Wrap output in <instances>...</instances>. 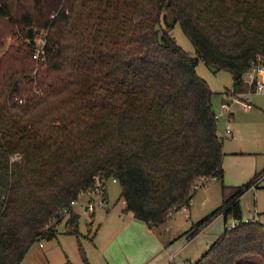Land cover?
Here are the masks:
<instances>
[{
	"label": "trees",
	"instance_id": "trees-1",
	"mask_svg": "<svg viewBox=\"0 0 264 264\" xmlns=\"http://www.w3.org/2000/svg\"><path fill=\"white\" fill-rule=\"evenodd\" d=\"M165 9L194 54L172 23L162 27ZM42 30L36 61L31 39ZM11 34L24 40L0 51V264H21L33 243L56 237L59 210L96 174L115 177L122 212L148 225L188 206L197 177L220 179L232 192L185 233L216 215L223 231L189 264H264V224L243 220L240 205L261 172L223 182L212 90L196 71L200 59L231 74V94L254 90L244 74L264 62V0H0V47ZM78 223L70 208L68 232L91 264Z\"/></svg>",
	"mask_w": 264,
	"mask_h": 264
},
{
	"label": "rangeland",
	"instance_id": "rangeland-1",
	"mask_svg": "<svg viewBox=\"0 0 264 264\" xmlns=\"http://www.w3.org/2000/svg\"><path fill=\"white\" fill-rule=\"evenodd\" d=\"M166 23H172L170 12L167 9L162 12V27H166ZM168 32L183 49L194 54V47L178 22L172 23ZM18 35L7 36L0 51L5 50L9 44H17L24 40L21 35ZM196 71L212 90L210 101L213 111L218 112L222 103H228L231 111L228 123L226 122V112L216 119V129L223 140L222 148L225 153L222 160L223 182L227 185H240L249 181L256 173L261 172L257 186H252L243 193L240 205L243 220L258 219L264 224V90L235 94L240 100H247L251 103L249 108H244L238 101H233L230 91L232 76L228 71H212L200 59L197 61ZM245 76L247 80H251L248 73ZM226 89L229 91L226 92ZM226 124L233 136L225 135ZM231 192V188L222 187L220 179H210L206 186L194 191L186 208L181 207L174 211L164 223L158 225L157 242L159 239H166L169 232L175 233L169 241L166 240L165 246L158 245L150 237L142 236L130 244H124L123 252H119V256L113 264H126V257L129 258V264H161L163 261L165 264H170L166 262L171 261L176 264L194 262L223 231V217L221 215L214 216L192 237H189V234L185 232L219 206L223 197L228 196ZM85 198L86 195L82 196L80 200ZM94 199L97 202L96 196ZM107 201L108 207H95L92 217V212L86 211L81 204L74 207L79 214L78 230L86 257L88 260H98L101 262L100 264H103L99 246L105 239L103 237L104 219L108 215L122 214L123 203L120 197V186L117 181H113L111 178L107 180ZM66 219L67 217H64L56 224L58 231L56 237L40 240L42 246L38 245V241L33 243L26 255L25 262L62 264L68 259L73 264H82L77 239L74 234L66 231ZM233 222L235 220L229 217L226 225ZM88 227L91 228L90 231H88ZM45 255H48V261ZM170 255L172 258L169 260Z\"/></svg>",
	"mask_w": 264,
	"mask_h": 264
},
{
	"label": "built area",
	"instance_id": "built-area-1",
	"mask_svg": "<svg viewBox=\"0 0 264 264\" xmlns=\"http://www.w3.org/2000/svg\"><path fill=\"white\" fill-rule=\"evenodd\" d=\"M53 17V15H52ZM34 45V51L32 54V57L38 61V60H43L45 58V44H46V30H42L38 33H35L34 37L31 39ZM246 73L249 74V78L254 80V91H263L264 90V62H259V63H253L250 68L246 71ZM245 73V74H246ZM233 95V94H232ZM21 102L22 100L19 99ZM233 101H238L241 103V105L244 108H249L251 106V103L247 100H240L236 95H233ZM227 113L226 116V122L230 120V108L228 103H222L220 104L219 111L215 112V118L217 119L224 113ZM226 124L225 126V135H230L233 136L232 131L228 128ZM113 181H117L115 177H109ZM102 179L99 174H96L93 176V184L88 188L86 191H81L78 196L74 199H72L69 202V206L65 207L61 210H59V215L64 217H67L70 213V208H73L77 204H81L84 209L88 212H93L95 207H102V208H107L108 207V201L107 198L105 197V194H107V180L109 179ZM212 179V177L209 176H199L196 179H194L191 183V189L193 191H196L197 189L206 186L209 182V180ZM85 199L80 198L82 196H85ZM94 196L97 197V202L94 199ZM124 203V202H123ZM187 206H183V208H186ZM56 217H54L51 221H55ZM247 220V219H245ZM237 223V221L231 223L227 227H232ZM39 245H42L40 240H38ZM172 256L170 255L168 259L170 260Z\"/></svg>",
	"mask_w": 264,
	"mask_h": 264
},
{
	"label": "crops",
	"instance_id": "crops-1",
	"mask_svg": "<svg viewBox=\"0 0 264 264\" xmlns=\"http://www.w3.org/2000/svg\"><path fill=\"white\" fill-rule=\"evenodd\" d=\"M244 77L246 78L245 74H244ZM223 158H224V156H223ZM122 203H123V201H122ZM123 207H124V203L121 207V213L122 214L108 215L104 219L103 237L105 239H104L103 243H101V245L99 246V254L102 257L101 259H102L103 264H113V262H115L117 260V258L119 256V252H121V251L123 252L124 244H130L132 241H135L136 239H138L142 236H146V238L150 237L157 242L156 236L158 235V225L164 223V221H163L162 223H159V224L148 225L147 223H145L144 221H142L140 219H137V218H135L129 214L123 213L122 212ZM74 211L76 213H78L75 209H74ZM93 213H94V211L92 212V214ZM224 225H225V223L223 221V226ZM66 231L68 232V226L67 225H66ZM168 231H169V229H168ZM174 234H175L174 232H169L166 235V239H159L158 240V242H157L158 245L165 246L166 240L169 241L174 236ZM31 246H33V244ZM39 246H42V245H39ZM30 248L28 249L27 253L25 254L21 264H30L29 262H25L26 255H28ZM45 256H46V260H47L48 255H45ZM126 258H127L126 264H129L130 263L129 258L128 257H126ZM89 259H90V257H89ZM89 261L91 264H100L101 263L98 260L94 261V260L90 259ZM166 263L176 264L172 261L166 262ZM161 264H165V262L163 261V262H161Z\"/></svg>",
	"mask_w": 264,
	"mask_h": 264
}]
</instances>
